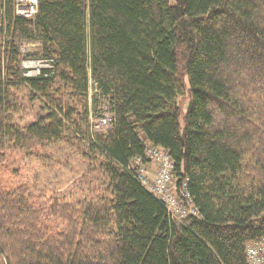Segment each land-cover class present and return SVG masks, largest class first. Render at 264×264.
Returning <instances> with one entry per match:
<instances>
[{
    "label": "trees",
    "instance_id": "16d2710c",
    "mask_svg": "<svg viewBox=\"0 0 264 264\" xmlns=\"http://www.w3.org/2000/svg\"><path fill=\"white\" fill-rule=\"evenodd\" d=\"M2 1L0 170L14 154L50 168L61 145L86 169L48 201L0 183V264H249L264 239V0H40L34 19ZM22 42L54 71L25 76ZM23 90L45 112L24 127ZM93 102L109 129L92 132ZM145 140L199 216L173 218L129 169Z\"/></svg>",
    "mask_w": 264,
    "mask_h": 264
},
{
    "label": "built area",
    "instance_id": "2783aa9c",
    "mask_svg": "<svg viewBox=\"0 0 264 264\" xmlns=\"http://www.w3.org/2000/svg\"><path fill=\"white\" fill-rule=\"evenodd\" d=\"M40 0H15V12L20 17L34 19L39 11ZM3 1L0 0V49L3 46ZM38 50L37 43L22 42V67L24 75L39 76L44 72H53L54 60L49 57H28ZM114 113L105 106L102 113L90 114L92 132H101L112 126ZM155 166L154 173L151 170ZM129 169L133 171L140 183L156 198L164 203L167 212L178 221L183 222L189 215L199 216V210L193 202L187 182L178 187L176 184L175 164L170 152L145 140V155L135 157ZM249 264H264V239L250 242L246 248Z\"/></svg>",
    "mask_w": 264,
    "mask_h": 264
},
{
    "label": "rangeland",
    "instance_id": "374dc122",
    "mask_svg": "<svg viewBox=\"0 0 264 264\" xmlns=\"http://www.w3.org/2000/svg\"><path fill=\"white\" fill-rule=\"evenodd\" d=\"M90 93L91 100H94V87L91 88ZM16 95L20 99L21 108L15 118L23 127L37 121L45 114L39 102H29L25 90L17 92ZM189 101L190 93L187 89L181 102L184 112L188 108ZM97 109H95L93 102L92 112H97L95 111ZM181 122L183 123V119ZM61 146L64 149L59 151L60 153L56 156V159H60V161L59 163H53L50 168L37 161L25 158L21 154L12 155L0 170L1 186L10 188L17 184H27L36 195L44 194V201H48V198L54 194L56 196L68 194L78 186L77 182L86 169V161L77 151L66 148L64 145Z\"/></svg>",
    "mask_w": 264,
    "mask_h": 264
},
{
    "label": "crops",
    "instance_id": "0c3cea01",
    "mask_svg": "<svg viewBox=\"0 0 264 264\" xmlns=\"http://www.w3.org/2000/svg\"><path fill=\"white\" fill-rule=\"evenodd\" d=\"M153 168L151 169L152 171H153V173H154V168H155V166H154V164L153 165H151Z\"/></svg>",
    "mask_w": 264,
    "mask_h": 264
},
{
    "label": "bare ground",
    "instance_id": "6f19581e",
    "mask_svg": "<svg viewBox=\"0 0 264 264\" xmlns=\"http://www.w3.org/2000/svg\"><path fill=\"white\" fill-rule=\"evenodd\" d=\"M174 218V217H173ZM176 219V218H175ZM176 220H178V219H176ZM249 244V243H248ZM248 244H247V246H248ZM247 248V247H246ZM248 258V257H247ZM249 262V261H248Z\"/></svg>",
    "mask_w": 264,
    "mask_h": 264
}]
</instances>
